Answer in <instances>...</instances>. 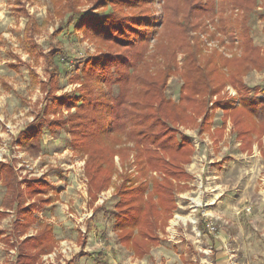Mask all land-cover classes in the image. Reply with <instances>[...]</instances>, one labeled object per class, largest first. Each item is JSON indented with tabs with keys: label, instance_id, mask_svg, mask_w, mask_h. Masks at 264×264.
I'll return each mask as SVG.
<instances>
[{
	"label": "rangeland",
	"instance_id": "1",
	"mask_svg": "<svg viewBox=\"0 0 264 264\" xmlns=\"http://www.w3.org/2000/svg\"><path fill=\"white\" fill-rule=\"evenodd\" d=\"M57 3L61 4L55 0H0V139L9 138L5 137L6 129L10 131L15 124L24 128L38 113L44 114L45 95L32 81L28 67L19 64L18 71L10 67L21 56L33 66L39 80H46L43 62L34 64L23 51L24 30L32 17L41 26L36 41L42 51L49 52L58 45L69 56V62H58L62 75L61 91L56 96L77 94L81 82L71 84L70 79L79 76L83 80L88 56L97 61L106 57L105 66L112 73L107 81L93 87L95 100L107 102L108 94L111 102H116L125 86L132 92L142 86L145 101L154 106L171 103L165 105L163 121L167 125L148 120L145 138L167 140L174 146L170 154L179 143L189 142V150L195 155L185 166L192 177L188 190L176 197L179 207L171 222L176 225L170 223L166 234L159 233L161 240L164 238L159 249L154 248L141 263L121 247L114 229L113 212L118 200L115 187L121 181L116 176L121 171L119 157L114 159L117 171L112 186L92 203L87 155L76 148L70 132L54 136L44 130L42 139L26 141L24 154L30 161L40 158L41 162L28 164L35 172L32 180L44 182L42 198L51 200L37 209V223L28 235L35 236L42 226H48L59 242L45 264L74 262L81 251L77 241L85 231H89L86 250L101 264H264V158L257 148L244 153L235 130L232 133L229 128L222 137L217 136L227 117L218 103L239 105L244 85L257 89L250 94L252 97L264 92V66L243 76L233 73V60L245 59L247 42L264 58V0H63V19ZM79 15L83 23L89 18L96 27L87 25L86 31H77L74 24L67 27L68 19L78 23ZM60 27L63 33L52 39ZM101 28L110 35L101 33ZM119 28L124 32L118 35ZM167 71L171 72L167 75ZM201 74L203 79H185ZM184 92L199 93L194 101L183 103ZM126 98L132 103L131 95ZM74 113L75 109L69 111L65 106L50 119H67ZM178 116L182 121L173 122ZM228 122L226 126H233L230 119ZM127 146L133 149L132 142ZM261 154L264 156V152ZM128 165L125 178L137 186L144 179L136 171L133 153ZM152 176L163 178L158 172ZM5 195L6 189L0 183V208ZM204 220L215 228L209 239L198 237H203L200 224ZM11 221L8 218L0 222V232L9 234ZM220 233L225 235L224 245L211 250V236ZM5 236L0 237V264H15L18 251L2 242ZM84 258L78 259L80 264H97Z\"/></svg>",
	"mask_w": 264,
	"mask_h": 264
},
{
	"label": "trees",
	"instance_id": "2",
	"mask_svg": "<svg viewBox=\"0 0 264 264\" xmlns=\"http://www.w3.org/2000/svg\"><path fill=\"white\" fill-rule=\"evenodd\" d=\"M55 2L61 3L60 5L57 3L61 11L65 9L63 0H55ZM68 9L72 11L69 6ZM64 12H60L61 19L64 17ZM77 19L78 23H75L73 19L72 22L69 18L67 27L74 24L77 31H86L85 27L91 24L90 19L85 18L84 23L82 15H79ZM93 23L91 24L92 27H96ZM40 28L41 26L38 25L35 19L29 18L24 30L23 44L26 54L34 64H40L41 61L44 64L45 81L39 80V76L32 65L28 64L27 67L32 80L40 86L42 93L45 95L46 106L44 114L43 112V115L41 113L37 114L34 122L20 133L17 142L23 145L29 140L42 139L44 130L54 136L63 131L70 132L76 148L87 155L86 173L89 179V195L92 203L98 200L100 193L112 186V176L117 171L114 159L118 156L121 171L119 170L116 176L121 181L115 187L118 200L113 212L114 229L119 244L132 253L135 259L142 260L162 242L159 233L165 231L178 208L177 194L188 190V184L192 177L185 166L192 162L195 155L194 151L189 150L191 149L189 147L190 143L184 141V143L178 144V149L174 152L179 157L176 158L172 155L174 153L170 154V150H173L174 146H170L167 140L160 141L155 137L153 139L145 138L144 129L148 120L154 119L157 124L167 125L163 121L165 105L171 106V103L161 102L154 106L151 102L145 101V92L142 86L137 90L133 89V92L125 86L124 92L120 93V97L116 102H111V97L108 94L105 96V99H108L107 102L105 100H102V102L95 100L92 95L93 87L100 81H107L108 77L111 76L110 73H112V70L105 66L106 57L97 61L95 57L88 56L87 62L83 65V80L79 76L70 79L71 84H80L79 82H81L77 94L56 96L57 92L61 91L62 75V69L58 62L61 64L69 62V56L58 45H54L49 52L42 51L36 41ZM98 30L105 33V36L110 35V32L106 33L102 28ZM122 32H124V29L119 28L117 34L119 35ZM62 33L63 27H60L51 38L59 37ZM97 33L100 32L97 31ZM244 48L245 59L247 60H233V66L235 67L233 73L236 76L241 73L242 76L246 75L254 69H262V66H264V58L261 57L258 48H255L249 42ZM18 62L21 63V60L18 59ZM115 64L121 66L120 63L112 65ZM188 64L193 65V62L192 64L188 62ZM170 72L167 71V75ZM204 74L185 76V79L187 81L195 78L203 79ZM124 82L127 84V76H125ZM255 90L257 89L246 85L242 86L243 94L239 105L230 101L217 104V107L227 116L224 120V127L230 119L235 130L234 134L242 142L244 152L252 151L255 143L264 152V92H260V95L256 97L250 96ZM198 93L184 92L181 100L183 103L194 101V96ZM128 95H131L132 103L126 101ZM122 96L123 98H121ZM65 106L69 111L75 109V113L67 119L51 121L50 115L56 114ZM157 115L159 117L156 118ZM178 117L173 122H177L181 118V116ZM201 125L205 127L207 123ZM224 127L222 130H218L217 136H223ZM210 129L209 124L208 131ZM130 142L133 143V149H129L127 146ZM130 153L134 154L136 171L144 179L137 186H133L132 180L125 178L128 172ZM154 172L162 174V180L154 178L152 176ZM150 180L153 181L152 184ZM0 182L6 188L3 211L0 210V222L10 216L8 211H12L14 215L10 233L0 232V237L6 235L2 242L10 250L18 251V261L15 264H39L41 258L51 253L58 244L53 229L48 226H42L37 235L27 237L30 229L37 223V209L51 202L49 199L42 198L45 194L44 182L42 180H30L27 182L25 190H23L13 169L5 164H0ZM33 200L35 203L27 205L29 201ZM36 201L39 202V205H36ZM201 227L203 233H209L207 225Z\"/></svg>",
	"mask_w": 264,
	"mask_h": 264
},
{
	"label": "crops",
	"instance_id": "3",
	"mask_svg": "<svg viewBox=\"0 0 264 264\" xmlns=\"http://www.w3.org/2000/svg\"><path fill=\"white\" fill-rule=\"evenodd\" d=\"M23 51H24V53L26 54V52H25V50H24V46H23ZM27 55V54H26ZM28 56V55H27ZM29 57V56H28ZM18 59H20L21 60V63H19L18 62ZM30 59V58H29ZM16 61H17V64H14V65H11L10 67H12V66H15V67H12V69H14L15 71H18V67H19V64H24L26 67H27V65L28 64H26L24 61H23V59H22V57L20 56V57H17V59H16ZM17 66V67H16ZM29 69V68H28ZM29 75H30V72H29ZM31 76V75H30ZM31 78H32V76H31ZM46 79V78H45ZM33 81V80H32ZM34 82V81H33ZM35 84V83H34ZM35 85H37V84H35ZM38 87H39V89H40V92L42 93V91H41V88H40V86L39 85H37ZM34 121V120H33ZM33 121H31V122H29L27 125H26V127H24V128H19V127H22L21 126V124H15L14 126H13V128H10V131L9 130H5L6 131V133H7V135H6V133H5V137L6 136H9V138H1L0 139V164H5V165H8V166H10L12 169H13V171H14V173H15V176H16V179H17V181H18V183L21 185V188L24 190L25 189V186H26V184H27V182L29 181V180H32V177L34 176V174H35V172H34V170L32 169V166L30 167V165H28L29 163L30 164H33L34 162H36L35 163V165H37L38 163H41L40 162V158H38V159H36L35 161H30L31 159L30 158H28L27 157V154L25 153L24 154V149H23V145H20L18 142H17V140H18V137H19V135H20V133L21 132H23L29 125H31L32 123H33ZM230 122H231V120H230ZM227 123H229L228 121H227ZM226 123V124H227ZM231 126V125H230ZM226 126L225 127V130H227V129H232V133H233V130H234V127L233 126ZM16 127V128H15ZM15 129V130H14ZM9 134V135H8ZM236 136V135H235ZM1 137H3V136H1ZM236 140L239 142V144H240V147H241V149H242V142L241 141H239L237 138H236ZM263 143H264V140H263ZM255 148H257L258 150H259V153H260V155L264 158V156L261 154V152H262V150L259 148V146H258V144L257 143H255L254 144V146H253V148H252V151H246V152H244L243 150V152L244 153H247V154H249V153H252L253 151H254V149ZM29 179V180H28ZM27 180V181H26ZM1 184H2V182H0ZM3 185V184H2ZM4 186V185H3ZM6 189V188H5ZM5 198H6V195H5ZM5 201V200H4ZM4 201H3V203H4ZM32 202L31 201H29L28 202V204L27 205H30ZM177 206L179 207V205H178V203H177ZM178 209V208H177ZM0 210L1 211H3V204H2V206H1V208H0ZM8 213L10 214V216L8 217V218H11V220L13 221V217H14V215H13V212L12 211H8ZM174 215H175V212H174V214H173V217H174ZM173 217H172V219H173ZM8 218H6V219H8ZM172 219L169 221V223H168V226L166 227V229H165V234L167 233V230L169 229V227H170V223L172 222ZM5 220V219H4ZM3 221V220H2ZM1 221V222H2ZM11 221V222H12ZM171 225H172V227H174L176 224H173V223H171ZM204 225H207V220H204V221H202L201 222V224H200V231H203L202 230V227L201 226H204ZM12 228V227H11ZM11 230V229H10ZM86 230V229H85ZM202 234H203V237L202 236H198V237H200V238H203V239H209V233H203V232H201ZM87 234H89V231L88 232H82L81 233V236H82V238H79L78 239V241H77V243L79 244V246H77V247H80V249H81V251L79 252V254H78V256H77V258H76V260L73 262H71V263H65V264H80V262L83 260V259H85L84 258V256H87V257H89V258H91V259H93L97 264H101V262H99V260L98 259H94L93 258V256L91 255V253L89 252V250L87 251L86 250V248L88 247L87 246V241H88V239H87V237H86V235ZM164 235V234H163ZM166 236V235H165ZM27 237H30L29 235H27ZM164 238L162 237V240H163ZM211 241H212V243L211 244H213V246L214 247H210V249L212 250V249H214V248H216V251L219 249V247L221 248L223 245H224V241H225V235L224 234H222V233H220V234H218V235H214V236H211ZM86 240V241H85ZM85 241V242H84ZM84 242V243H83ZM78 244H76V245H78ZM161 244V243H160ZM59 245V242H58V244H57V246ZM121 245V244H120ZM121 247H123L122 245H121ZM158 247H160V245L159 246H157V247H155V248H158ZM124 249H126L125 247H123ZM159 249V248H158ZM127 250V249H126ZM128 251V250H127ZM129 252V251H128ZM153 252H154V248L151 250V253L149 254V255H147V256H150L151 254H153ZM130 253V252H129ZM51 253H49V254H47V255H45V256H43L42 258H41V261H40V263L39 264H45V258L48 256V255H50ZM131 255H132V257H133V254L131 253ZM146 256V257H147ZM80 258V260H78L79 258ZM81 257H83V258H81ZM143 259H145V257L143 258ZM142 259V260H143ZM133 260H135V261H140L141 263H143L142 262V260H140V259H135L134 257H133ZM144 261V260H143Z\"/></svg>",
	"mask_w": 264,
	"mask_h": 264
},
{
	"label": "built area",
	"instance_id": "4",
	"mask_svg": "<svg viewBox=\"0 0 264 264\" xmlns=\"http://www.w3.org/2000/svg\"><path fill=\"white\" fill-rule=\"evenodd\" d=\"M207 229L209 230V232H213L215 230V228L210 224H207Z\"/></svg>",
	"mask_w": 264,
	"mask_h": 264
}]
</instances>
